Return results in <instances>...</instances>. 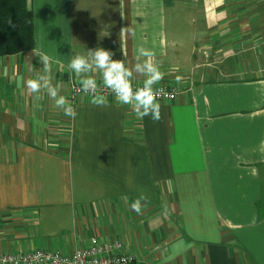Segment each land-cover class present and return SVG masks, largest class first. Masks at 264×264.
Wrapping results in <instances>:
<instances>
[{
	"label": "crops",
	"instance_id": "1",
	"mask_svg": "<svg viewBox=\"0 0 264 264\" xmlns=\"http://www.w3.org/2000/svg\"><path fill=\"white\" fill-rule=\"evenodd\" d=\"M32 3L36 49L0 57V254L264 264V0ZM89 80L179 98L72 101Z\"/></svg>",
	"mask_w": 264,
	"mask_h": 264
},
{
	"label": "built area",
	"instance_id": "2",
	"mask_svg": "<svg viewBox=\"0 0 264 264\" xmlns=\"http://www.w3.org/2000/svg\"><path fill=\"white\" fill-rule=\"evenodd\" d=\"M71 100L81 98L108 102L148 99L153 102H170L179 98L178 89L157 84L152 86L104 83L96 80L73 83ZM136 256L129 253L121 240L100 241L92 238L85 247H78L72 253L58 250L37 249L27 252L0 254V264H136Z\"/></svg>",
	"mask_w": 264,
	"mask_h": 264
},
{
	"label": "trees",
	"instance_id": "3",
	"mask_svg": "<svg viewBox=\"0 0 264 264\" xmlns=\"http://www.w3.org/2000/svg\"><path fill=\"white\" fill-rule=\"evenodd\" d=\"M32 0H0V57L36 49Z\"/></svg>",
	"mask_w": 264,
	"mask_h": 264
}]
</instances>
